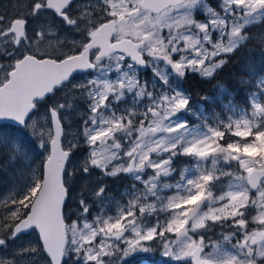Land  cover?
Segmentation results:
<instances>
[{
    "label": "snow or ice",
    "instance_id": "1",
    "mask_svg": "<svg viewBox=\"0 0 264 264\" xmlns=\"http://www.w3.org/2000/svg\"><path fill=\"white\" fill-rule=\"evenodd\" d=\"M260 22L264 0H23L0 13V149L43 157L0 195V264H130L152 247L164 264H264V67L239 81L247 107L217 85L223 116L182 87L214 80ZM78 104L77 135L61 113ZM78 173L132 183L123 201L104 180L85 186L70 212Z\"/></svg>",
    "mask_w": 264,
    "mask_h": 264
},
{
    "label": "trees",
    "instance_id": "2",
    "mask_svg": "<svg viewBox=\"0 0 264 264\" xmlns=\"http://www.w3.org/2000/svg\"><path fill=\"white\" fill-rule=\"evenodd\" d=\"M7 14V12H6ZM251 31L249 30V33ZM256 35H253V40H250L246 45L240 47L228 60L227 67L224 66L222 70L219 71L218 75L211 82L207 80H198L197 78L186 77L182 86L191 93L193 99L195 92H201L205 96L213 97L215 103L206 104V108L215 107L217 111H221V105L217 102V98L221 102H226L230 97L227 95V99L223 100L222 97L226 93H221L217 85H223L228 89V92L232 93L236 99L235 104L242 107H247V97L245 96L246 91H251V85L242 86L239 81L241 78L255 81L256 77L250 74V69L259 70L264 67V51L261 46L260 40L255 38ZM202 103V99H198ZM222 104V103H221ZM222 113V112H221ZM223 114V113H222ZM5 150L0 149V195L8 193L15 185L17 186L18 181H23L26 178V175L29 173V168L27 164H32L33 167L39 168L42 161V156L34 161V163L29 159L27 163L22 158H18L15 162H10L4 159V156L7 153H3ZM79 179H82L80 174L77 175ZM102 177V176H101ZM122 177V175H121ZM76 178L75 182L79 181ZM81 182V180L79 181ZM108 185V184H107ZM125 183L120 182L113 185H108L109 192L113 193L115 198L119 197V192L126 188ZM80 186L75 183L74 188H79ZM7 191V192H5ZM91 202V201H90ZM113 213V212H112ZM251 221V219L249 220ZM130 260V264H139V261Z\"/></svg>",
    "mask_w": 264,
    "mask_h": 264
},
{
    "label": "rangeland",
    "instance_id": "3",
    "mask_svg": "<svg viewBox=\"0 0 264 264\" xmlns=\"http://www.w3.org/2000/svg\"><path fill=\"white\" fill-rule=\"evenodd\" d=\"M1 3L6 6L7 11L12 9L10 7V3L5 2L4 0H0V4ZM22 3H23V0H18L17 7L20 6V5H22ZM17 7H16V11H17ZM9 13H10V11L7 12V14H9ZM36 23L38 24L40 22L37 21ZM249 30L251 31L249 33V35H251V36L256 35V36H258V38L261 39V37L264 36V22L256 23V24L250 26ZM189 77H192L194 79L197 78L198 80H201V78L199 76L192 75V76H189ZM182 87L185 89L184 86H182ZM63 95L64 94H60V95L54 97L53 99L49 100L48 103L50 105L51 104H55L58 100L61 99V97ZM219 98L223 99V97H220V96H219ZM216 100H217V102H219V105H221V103H223L218 98ZM223 100H225V99H223ZM196 102H201V101L198 100L197 98L193 99V103H196ZM80 109H83V105L82 104L76 105V107L70 113H67V114H65L63 112L61 113L62 116L67 115L68 118H69V123H66L67 132L71 131L73 133H76L77 135L79 134V132L81 130V127H82V121H83V117L79 114V110ZM213 110H216L215 107L209 108L208 109L209 114H211V112ZM45 111H46V109H45ZM217 112H220L221 116H223V114H222L223 113V110L217 111ZM49 123H50V121H49ZM209 123H211V121H209ZM67 138L68 139H71V136H69ZM3 153L5 154L6 152L4 151ZM85 154H86V149L83 146V142L81 140V147L75 153V156L73 158L74 159V162L75 161H79ZM75 166L76 165L74 163V167ZM77 175H76V177L74 178V180L71 183H73L74 186H75V183H77L80 187L79 188H74V191L72 192V204H71L70 209H69L70 212H73V211L76 210V199H77L78 195L81 193V191L84 190V187L85 186H87L88 188H92V187L95 186V184L97 183L98 180H104V181H106V183H108V182L109 183H112V181L115 182V180L120 176V175H118L116 178H109V177H106V176H102L101 177L98 174H93L90 178H88V177H82V179H79L77 177ZM76 178H78L77 180H79V181L81 180V182H79V181L75 182ZM24 180L23 181H18L17 182V186L20 185L21 183H23ZM124 183H125V185H128V184H131L132 181L127 177L126 179H124ZM15 187H16V185H15ZM124 189H122L119 192V197L116 198V200H119V201H123L124 200V196L121 195V192ZM112 196H113V194H112ZM108 211L110 213H112L113 212V209L112 208H109ZM137 215H139V213H137ZM252 215H255V212H252ZM161 219H163V216H161ZM250 219H251V216H249V220ZM152 222L153 221H151V220L149 221V223H152ZM250 224H251V221H250ZM29 242L30 241H28V240H21V241L18 242V245H26ZM128 259H132L133 261H139V264H164L165 260H168L169 258L162 256V249H160L158 247H152L151 250H150V252H148V253L133 254ZM24 264H28V262L27 261H24ZM170 264H171V262H170Z\"/></svg>",
    "mask_w": 264,
    "mask_h": 264
},
{
    "label": "flooded vegetation",
    "instance_id": "4",
    "mask_svg": "<svg viewBox=\"0 0 264 264\" xmlns=\"http://www.w3.org/2000/svg\"><path fill=\"white\" fill-rule=\"evenodd\" d=\"M5 2H8V3H10V7L12 8L11 10H8V11H10V13L9 14H14L15 12H16V7H14V6H17V4H18V0H4ZM6 11H7V9H6V6L5 5H3L2 3L0 4V13H5L6 14ZM7 11V12H8ZM258 38V36H256V39ZM259 40H261L260 38H258ZM262 51H264V48H262ZM225 66L227 67V64H225ZM145 78H147V75L145 74ZM186 79V78H185ZM184 79V80H185ZM184 80L182 81V83L184 82ZM77 83H79V82H81V79L80 78H78V80L76 81ZM61 94H63V93H61ZM60 95V94H59ZM203 96H205L203 93H201V92H195L194 93V97L195 98H197V99H200V98H202ZM223 99H227V94H224L223 96ZM65 128H66V124H65ZM67 129V128H66ZM127 178V176H125V175H122V177H121V175L115 180V182H113L112 181V183H107L108 185H113V184H117V183H120V182H123L124 183V179H126ZM129 185V184H128ZM5 192H7V191H5ZM110 194L112 195L113 193H111L110 192Z\"/></svg>",
    "mask_w": 264,
    "mask_h": 264
}]
</instances>
